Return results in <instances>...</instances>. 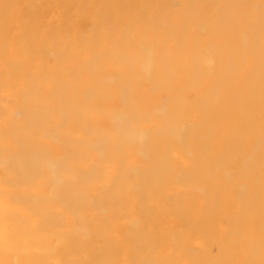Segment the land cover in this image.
Returning a JSON list of instances; mask_svg holds the SVG:
<instances>
[{
	"label": "bare ground",
	"instance_id": "bare-ground-1",
	"mask_svg": "<svg viewBox=\"0 0 264 264\" xmlns=\"http://www.w3.org/2000/svg\"><path fill=\"white\" fill-rule=\"evenodd\" d=\"M0 264H264V0H0Z\"/></svg>",
	"mask_w": 264,
	"mask_h": 264
}]
</instances>
